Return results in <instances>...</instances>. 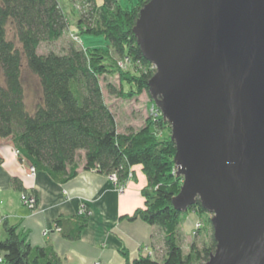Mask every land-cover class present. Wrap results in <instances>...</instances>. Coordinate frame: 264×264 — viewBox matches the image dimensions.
Segmentation results:
<instances>
[{"label": "trees", "instance_id": "16d2710c", "mask_svg": "<svg viewBox=\"0 0 264 264\" xmlns=\"http://www.w3.org/2000/svg\"><path fill=\"white\" fill-rule=\"evenodd\" d=\"M147 1L128 0L123 5L121 0H80L84 8L76 24L80 33L103 36L106 48L70 43L63 52H40L42 43L57 41L68 28L63 5L59 0H0V141H9L25 169L44 171L60 182L75 176L76 161L82 157L84 169L115 174L118 183L124 184L131 169L140 166L147 181L141 190L143 205L126 217L155 226L162 235L164 254L160 259L141 255L132 264H200L214 252L216 241L208 219V244L200 249L191 244L186 254L182 251V223L191 213L200 218L207 211L198 200L185 211L172 205L182 177L174 171L175 144L168 121L157 107L155 117L147 118L140 128L119 132L100 85L101 77L116 76L118 88L106 83L109 95H148L147 83L155 70L132 32L139 9ZM9 27L18 45L8 37ZM113 54L127 58L133 69L119 68ZM24 65L37 77L41 89L31 112L21 81ZM13 183L22 189L17 178ZM32 195L36 201V194ZM88 215H76L72 228L60 218L55 225L63 237L75 239ZM2 234L0 264L59 263L51 247L32 246L16 224L3 220Z\"/></svg>", "mask_w": 264, "mask_h": 264}, {"label": "water", "instance_id": "95a60500", "mask_svg": "<svg viewBox=\"0 0 264 264\" xmlns=\"http://www.w3.org/2000/svg\"><path fill=\"white\" fill-rule=\"evenodd\" d=\"M132 32L175 144L172 205L211 214L202 264H264V0H148Z\"/></svg>", "mask_w": 264, "mask_h": 264}, {"label": "crops", "instance_id": "0c3cea01", "mask_svg": "<svg viewBox=\"0 0 264 264\" xmlns=\"http://www.w3.org/2000/svg\"><path fill=\"white\" fill-rule=\"evenodd\" d=\"M14 178L22 189L14 186ZM146 182L135 166L118 192L109 175L84 169L83 157L76 161L75 176L64 182L44 171L28 176L9 141H0V236L3 220L16 224L32 246L51 247L58 264H132L141 255L156 257L163 249L161 233L139 218L126 217L143 205ZM22 192L36 194L33 206L20 201ZM81 204L89 211L86 225L77 238L67 239L54 229L55 221L67 220L72 228Z\"/></svg>", "mask_w": 264, "mask_h": 264}, {"label": "rangeland", "instance_id": "374dc122", "mask_svg": "<svg viewBox=\"0 0 264 264\" xmlns=\"http://www.w3.org/2000/svg\"><path fill=\"white\" fill-rule=\"evenodd\" d=\"M59 2L63 5L64 12L68 19V28L66 29L62 37H60L57 41L52 43H42L39 46L40 52H47L49 50H53L55 52H63L67 49L70 43H73L76 47L82 46L84 48H106V40L103 38V36L80 33L76 25L79 14L81 15L82 10L84 9L80 0H59ZM96 2L100 3L101 0H96ZM127 2L128 0H121V3L123 5L127 4ZM8 37L12 38L15 44L18 45V42L13 36V32L10 27L8 28ZM113 56L116 58L119 68L123 70L133 69L132 64L128 62L127 58H119L116 57L114 54ZM139 68L141 69V67ZM21 81L24 87V99L26 102V107L28 111L31 112L33 111L34 104L41 98V89L39 81L37 77L26 68L25 65L22 68ZM107 82L112 83L116 88L119 87V82L116 76L100 78V85L105 101L114 113L117 124V130L119 132H124L128 129H138L145 124L147 118L155 117L158 112L157 106L154 104V101L149 93L147 95L145 92H142L137 96L128 98L116 97L114 95L108 94L106 87ZM0 83H3V76L1 72ZM123 88L127 90L128 85L124 84ZM15 156L17 158V155ZM79 157H81V153L79 154ZM175 170L176 169L174 167V171ZM210 216L211 214L207 212V214L203 215L200 218L196 216V218L192 221L189 220V215L186 217V219L181 225V248L184 254L189 251V247L191 244H194L199 249L202 248L204 245L208 244L209 234L211 232L210 227L207 225L206 222L208 219L210 221ZM1 237L2 236H0V238ZM163 254L164 250L162 249L161 252L157 253L156 258L160 259Z\"/></svg>", "mask_w": 264, "mask_h": 264}, {"label": "built area", "instance_id": "2783aa9c", "mask_svg": "<svg viewBox=\"0 0 264 264\" xmlns=\"http://www.w3.org/2000/svg\"><path fill=\"white\" fill-rule=\"evenodd\" d=\"M14 152H15V155H17V151L14 150ZM26 173H27L28 176H32L33 174H35V170H34L33 167H28V168H26ZM109 176L112 179V181L114 182L117 191L118 192H122L123 189H124L125 184L124 183H118L115 174H111ZM129 176H130V174H129ZM20 201L22 203L26 204V205H29V206H33L35 204V202H36L35 201V197L33 195H29V194H26V193H21ZM85 214H89V211H88V209L86 208V206L84 204H81L79 209H78L77 215L82 216V215H85ZM54 229L56 231H58V232L60 231V228L58 226H56V225H54ZM0 261H1V259H0ZM95 264H98V263L96 262Z\"/></svg>", "mask_w": 264, "mask_h": 264}]
</instances>
